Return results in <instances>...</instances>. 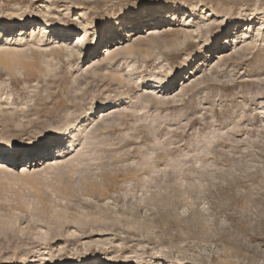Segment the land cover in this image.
I'll use <instances>...</instances> for the list:
<instances>
[{
  "label": "rangeland",
  "instance_id": "obj_1",
  "mask_svg": "<svg viewBox=\"0 0 264 264\" xmlns=\"http://www.w3.org/2000/svg\"><path fill=\"white\" fill-rule=\"evenodd\" d=\"M1 37L0 144L52 142L0 159V264H264V0H0Z\"/></svg>",
  "mask_w": 264,
  "mask_h": 264
},
{
  "label": "bare ground",
  "instance_id": "obj_2",
  "mask_svg": "<svg viewBox=\"0 0 264 264\" xmlns=\"http://www.w3.org/2000/svg\"><path fill=\"white\" fill-rule=\"evenodd\" d=\"M150 16H152V14L151 13H149L148 15H147V17L146 18H149ZM153 17V16H152ZM28 24V21H26V20H21V21H14V20H7L6 22H5V28L7 29V31H12V30H14V29H16L17 28V26L18 27H25L26 25ZM46 26L45 27H43V33L45 34V33H47L50 29H53L55 26L54 25H52V24H50V23H46L45 24ZM35 28H40V27H42V26H34ZM58 27V26H57ZM154 29H151V30H149V34H153L152 32H154L153 31ZM8 38V37H7ZM0 39H2V37L0 38ZM73 41H75L76 42V44H75V46L74 47H84L85 46V34L84 35H79V36H77ZM113 47H114V45H112V46H110V47H108V48H105V50L103 51L104 53H105V58H109L110 56H112L113 55ZM69 57V56H68ZM68 59H71V57H69ZM14 62V59L12 58V56H8V54H3V55H1L0 56V63H2V64H11V63H13ZM14 64V63H13ZM6 66H8V65H6ZM171 76H173V75H171ZM171 76H169V77H166V78H164V80H165V82L167 83V85H170L171 84V82H172V77ZM163 80V81H164ZM51 140H46L43 144L42 143H39V146H40V148H39V150H33V151H31V152H26V151H24L23 150V148H20V155H19V159L17 158V159H13V160H15V161H20V158L21 159H23V158H25V157H23V156H31L32 154H34L35 152H40V150H42L41 148L42 147H45V146H47L48 144L50 145L51 144ZM34 142H31V143H26V144H24V145H29V144H33ZM23 145V146H24ZM70 146V147H69ZM69 148L68 149H70V148H72V145L71 144H69ZM10 147V146H9ZM61 147V146H60ZM60 147H57V148H55L54 150H57V152H56V157L55 158H53V159H50L49 160V164H52V162H54L55 161V163H58V161L59 160H61L62 158H64L65 156H64V151H62L61 149H60ZM64 148H65V146H64ZM13 152H15V150L14 151H10V152H5V153H3V155L2 156H0V159H9V158H13L12 156H14V154L15 153H13ZM82 263V262H81ZM99 264V263H98Z\"/></svg>",
  "mask_w": 264,
  "mask_h": 264
},
{
  "label": "snow or ice",
  "instance_id": "obj_3",
  "mask_svg": "<svg viewBox=\"0 0 264 264\" xmlns=\"http://www.w3.org/2000/svg\"><path fill=\"white\" fill-rule=\"evenodd\" d=\"M19 148H23V150L26 152H31L33 150H39L40 146H39V142H34L33 144L24 145V146L13 144L10 147L5 146L4 144H0V156H2L3 153H5V152L14 151V150L19 149ZM0 162H2V161H0Z\"/></svg>",
  "mask_w": 264,
  "mask_h": 264
}]
</instances>
